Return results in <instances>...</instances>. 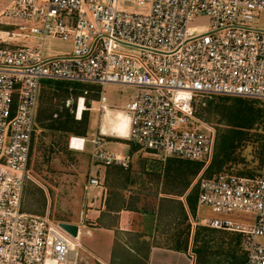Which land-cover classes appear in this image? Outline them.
<instances>
[{"label":"built area","instance_id":"2783aa9c","mask_svg":"<svg viewBox=\"0 0 264 264\" xmlns=\"http://www.w3.org/2000/svg\"><path fill=\"white\" fill-rule=\"evenodd\" d=\"M264 0H1L0 1V264H79L85 225L77 236L59 220L25 210L31 159L46 81L101 87L95 109L121 110L128 133L72 136L81 149L90 140L92 162L128 169L129 155L115 154L104 137H123L160 161L214 159L217 128L205 110L216 96L264 102V29L253 25ZM205 17L203 25L192 24ZM59 42L67 44L55 51ZM134 88L124 108L108 103L103 87ZM88 91L85 90L84 94ZM67 104L74 105L72 98ZM81 106L83 108H81ZM76 119L86 98L79 96ZM90 185H100L97 178ZM198 210L212 229L242 236L245 264H264V168L254 176L220 173L201 178Z\"/></svg>","mask_w":264,"mask_h":264},{"label":"rangeland","instance_id":"374dc122","mask_svg":"<svg viewBox=\"0 0 264 264\" xmlns=\"http://www.w3.org/2000/svg\"><path fill=\"white\" fill-rule=\"evenodd\" d=\"M255 17L252 24L264 29V10ZM207 22V18L200 17L192 24L206 25ZM67 47V44L59 42L58 49L55 51H63ZM103 89L108 103L117 109L124 108L134 92V88L117 83L107 84ZM85 90L88 91L87 94H84ZM100 90L101 87L90 84L79 85L74 89H71L70 85H63L58 90L51 85L43 87L38 114V132L31 159L32 179L27 185L24 200L28 211L31 210L38 214L49 212L50 217L55 220L72 221L71 216L76 215V211L86 208L87 185L91 174L96 176L110 174L105 172L106 166L92 162L94 144L90 140L85 143V146L89 148L91 145V150H86L85 147L82 152L75 151L67 145L68 139L75 134L58 128L59 119L68 113L72 115L71 108H75L79 96H84L88 108L83 114L88 117V132L85 137L94 138V133L103 128L106 122V117L101 112L92 109L97 107ZM68 98H72L73 106L67 104ZM232 98L225 99L231 102ZM222 101L224 100L220 96L212 98L205 110L208 121L217 128L218 135L229 128L226 121H222L215 111V106ZM251 103L255 107L264 109V104L260 101L253 100ZM120 119L117 113L105 126L106 131L117 132L120 135L126 134L128 122L125 118L120 122ZM51 123L55 127L46 128ZM249 133L248 139L243 140L234 149L232 159L223 165L222 173L256 175L263 170L264 121H257ZM111 141L108 148L121 149V145L116 143V140ZM125 142L130 144L128 141ZM132 146H124V150L120 151L123 155L131 157L130 167L121 168L116 174L130 178L127 186H130V197L138 201L137 208L152 212L155 220L153 232L157 238L156 242L165 246H173L189 238V251L194 264H245L243 247L238 242L236 234L225 230L203 229L206 225L201 224L200 219L223 216L244 221L250 215L242 212L218 215L208 206H202L199 210L197 207L194 213L188 205V195L196 190L201 178L209 175L207 166L202 168L198 176L193 177L187 169L182 170L181 173L171 170L173 167L169 168L168 160L160 161L138 145H135L134 151L130 150ZM175 160L172 161V166L177 163ZM217 173L218 171L213 169L211 175L216 176ZM188 181L191 182L189 187H187ZM106 185L115 188L122 184L106 183ZM198 232L200 234L195 238ZM89 240L88 235H82L81 241L86 248L90 247ZM260 241L264 242V238H260ZM87 255L86 250L81 251V258Z\"/></svg>","mask_w":264,"mask_h":264},{"label":"crops","instance_id":"0c3cea01","mask_svg":"<svg viewBox=\"0 0 264 264\" xmlns=\"http://www.w3.org/2000/svg\"><path fill=\"white\" fill-rule=\"evenodd\" d=\"M109 112L111 115L107 116V121L103 124L105 132H109L106 131L105 126L117 113L121 117L120 122L124 118L128 122L126 112L121 110ZM127 133L122 136H126ZM112 139L121 145V149L108 148ZM125 141L128 139L107 135L104 137V146L112 153L123 155L120 151L124 150V146H131ZM81 144L80 142V147ZM67 145L75 151H83L81 148L69 146V142ZM85 147L86 150H91V145L89 148L87 145ZM121 168L123 167L120 165L106 166L105 172H109V175L107 173L101 176L91 174L90 179L97 178L100 185H90L88 182L86 208L76 211V215L71 216L72 221L57 219L62 222L84 224V229L86 228L89 232L85 234L90 238V247H85L88 255L82 257L79 264H84V262L85 264L90 262L93 264H194L191 252L178 249L179 243L165 246L156 242L157 238L153 232L155 229L154 216L152 212L137 208L138 201L130 197V186H127L130 178L116 174ZM106 183L122 185L114 188L107 187ZM24 208L28 211L25 201ZM28 212L35 213L31 210Z\"/></svg>","mask_w":264,"mask_h":264},{"label":"trees","instance_id":"16d2710c","mask_svg":"<svg viewBox=\"0 0 264 264\" xmlns=\"http://www.w3.org/2000/svg\"><path fill=\"white\" fill-rule=\"evenodd\" d=\"M45 85H51L54 87V89L58 90L63 85L65 86L70 85V83L65 81L48 80L46 81ZM72 85L75 87L79 86V84H72ZM220 97L223 98L224 101H222L221 103L215 106V111L220 116L222 121H226V124L229 126V128L218 135L214 159L212 160L211 164L207 166L208 168L207 174H209L207 177L213 176L211 175L213 173V169H216L218 171L217 174L222 173L221 169L227 161L232 159V153L234 149L243 140L248 139L247 137L250 134L249 130L254 126V124L257 121L259 120L264 121V109L260 107H255L251 103L253 99H246L242 97H233V96H220ZM228 97H233L231 102L226 101ZM254 101H259V100H254ZM262 103L264 104V102ZM59 122L60 123L58 125L59 126L58 128L63 131L73 132L75 135H83V136L87 135L88 117L85 115L82 117V119H76L74 114L71 115L70 113H68L64 117H61L59 119ZM54 127L55 125L51 123L46 128L52 129ZM130 145H133L131 147V150L134 151V149H136L135 144L130 142ZM173 160L177 161L176 164H173L174 166H172ZM168 165L169 168L173 167L171 168V170L173 169L179 173H181L182 170L184 171L185 169H187L189 171V174L193 175V177L198 176L202 168L204 167V163L201 161H193V160H187L177 157L169 158ZM242 176H254V175H242ZM190 184L191 182L188 181L187 187H189ZM199 193H200V189L199 186H197L196 190L194 192H191L187 197L188 205L191 211L194 213L197 210ZM203 229H212V228L208 226H204ZM199 234L200 233L198 232L195 238H197ZM235 234L238 238V242L241 244L242 247V236L237 233ZM189 247H190L189 238H186L184 239L183 242L179 241V246L177 248L183 251H188ZM242 251L246 262V253L243 250V248Z\"/></svg>","mask_w":264,"mask_h":264},{"label":"water","instance_id":"95a60500","mask_svg":"<svg viewBox=\"0 0 264 264\" xmlns=\"http://www.w3.org/2000/svg\"><path fill=\"white\" fill-rule=\"evenodd\" d=\"M61 226L65 228L67 231H69L74 236H77L78 233V225L69 223V222H61Z\"/></svg>","mask_w":264,"mask_h":264},{"label":"bare ground","instance_id":"6f19581e","mask_svg":"<svg viewBox=\"0 0 264 264\" xmlns=\"http://www.w3.org/2000/svg\"><path fill=\"white\" fill-rule=\"evenodd\" d=\"M81 108H83L82 106H81ZM110 112H108L107 114H106V121H107V116L108 115H111V114H109ZM106 123V122H105ZM80 142L81 141H79L78 139H74V142H73V148H81L80 147Z\"/></svg>","mask_w":264,"mask_h":264}]
</instances>
